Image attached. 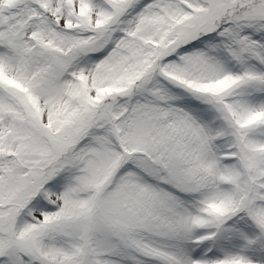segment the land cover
<instances>
[{
    "label": "snow or ice",
    "instance_id": "snow-or-ice-1",
    "mask_svg": "<svg viewBox=\"0 0 264 264\" xmlns=\"http://www.w3.org/2000/svg\"><path fill=\"white\" fill-rule=\"evenodd\" d=\"M0 264H264V0H0Z\"/></svg>",
    "mask_w": 264,
    "mask_h": 264
}]
</instances>
